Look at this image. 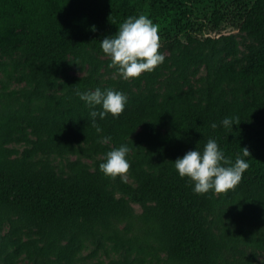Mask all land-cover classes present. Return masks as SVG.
Segmentation results:
<instances>
[{"label": "trees", "instance_id": "16d2710c", "mask_svg": "<svg viewBox=\"0 0 264 264\" xmlns=\"http://www.w3.org/2000/svg\"><path fill=\"white\" fill-rule=\"evenodd\" d=\"M201 3L207 23L193 16ZM139 14L170 53L139 77L101 80L100 40ZM223 24L264 47V0H0V56L19 55L0 66L24 82L0 85V264H264V67H233L234 35L205 34ZM96 87L125 92L124 111L93 123L77 91ZM225 116L240 122L227 129ZM209 138L231 162L246 147L249 168L234 188L198 194L173 161ZM121 144L132 182L99 168ZM72 153L57 169L51 156ZM107 245L115 257L87 261Z\"/></svg>", "mask_w": 264, "mask_h": 264}, {"label": "clouds", "instance_id": "9594fccd", "mask_svg": "<svg viewBox=\"0 0 264 264\" xmlns=\"http://www.w3.org/2000/svg\"><path fill=\"white\" fill-rule=\"evenodd\" d=\"M158 27L144 14L128 16L120 23L114 34L100 40L102 51L110 57L109 66L117 67L123 79L139 77L144 72L153 71L164 62L165 56L159 51L161 44ZM77 95L92 109L90 115L93 123L96 122V117L104 119L109 114L119 115L124 111L128 101L125 92L111 87L77 91ZM239 122L238 116H225L220 125L233 130V125ZM210 126L213 129L218 127L215 121ZM129 151L130 147L127 144L112 148L99 164L100 170L112 177L127 173L130 168V161L127 158ZM249 153L244 147L243 155H237L235 161L231 162L217 140L209 138L202 151L198 147L188 150L173 162L179 176H187L193 183V192L203 194L211 190L220 193L234 188L241 181L243 173L249 168V163L245 159Z\"/></svg>", "mask_w": 264, "mask_h": 264}, {"label": "rangeland", "instance_id": "374dc122", "mask_svg": "<svg viewBox=\"0 0 264 264\" xmlns=\"http://www.w3.org/2000/svg\"><path fill=\"white\" fill-rule=\"evenodd\" d=\"M212 1V0H209ZM193 9V16L196 19V23H207V20L203 17V4H192L191 5ZM231 33L234 35V37L237 40L238 43V52L234 56H230L227 58V60H230L233 64V67L237 70H250L254 66L258 67H264V47L257 42L255 39L250 37L247 33L243 31H239L238 29H235L231 26H228L226 24H223L221 27L220 32H208L205 33L207 35L211 36H218L219 34H226ZM158 35L160 37V44L161 47L159 49L160 52L164 54V56H167L170 53L171 50V43L167 41L162 35L161 31H158ZM97 56L101 59H107L110 58L107 55L103 53L97 54ZM14 58L18 59L19 55L15 54L13 57H7V56H0V61H4L7 65V69H12L13 63L16 60H13ZM88 65H81V64H70L69 71L71 74L74 75H83L87 73ZM205 74L204 67L201 66L198 69V72L190 76V80L194 86H197L200 84L199 78ZM112 76L114 78H122L119 71L117 69H113L109 67L108 69L102 68L101 69V76L99 77L101 80L106 79L107 77ZM20 77V70H13V76L9 77L4 73V70L2 66H0V85L1 84H7L10 88H18L24 85V82L19 79ZM166 74H162L159 78L158 83L156 84V87L161 88L164 84ZM129 78L128 80H130ZM133 90L135 88L133 87ZM19 146V145H17ZM79 155L76 153L68 154L65 157H58L57 155H52V161L54 165L57 167V169L62 165L66 159H75ZM80 158L90 164L92 162L91 159L81 156ZM123 177L128 180L129 182H132V178L129 176L128 171L125 174H122ZM130 202L135 210L136 213H139L141 211L140 205L131 200ZM91 245H89L87 248H85L82 251V255L86 256L89 251L91 250ZM116 253H114L110 247L107 245L104 249H100L96 256L94 258L89 257L87 258V261H95V260H102L106 262L109 258L115 257ZM20 264V263H19Z\"/></svg>", "mask_w": 264, "mask_h": 264}]
</instances>
